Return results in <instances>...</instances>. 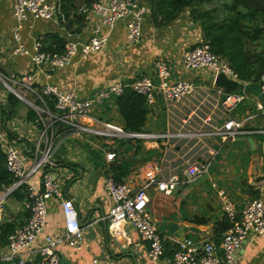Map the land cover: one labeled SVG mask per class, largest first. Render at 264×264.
<instances>
[{
  "label": "crops",
  "instance_id": "0c3cea01",
  "mask_svg": "<svg viewBox=\"0 0 264 264\" xmlns=\"http://www.w3.org/2000/svg\"><path fill=\"white\" fill-rule=\"evenodd\" d=\"M12 5L13 0H0V66L3 74L21 76L30 71V57L13 52L15 41ZM93 22L96 23V19ZM48 32L58 33L66 40L79 35L70 34L58 20L31 18L21 31L22 42L26 48L32 50L35 39H41ZM90 32L91 26L86 24L81 35L86 40ZM103 33L108 34L109 38L108 45L103 50L87 57H82L79 52L72 66L49 78L42 77L41 82L75 91L79 97L85 99L113 82L129 84L144 75L155 77V82L159 83L155 63L159 58H164L169 62L172 81L189 80L199 90L174 107H167L164 97L157 95L155 103L147 105L150 113L148 112L142 132L173 133L192 128V125L182 123V119L187 116L190 118L199 95L206 92L207 88L214 89L215 85L209 72L190 70L183 62L185 51L204 42L202 29L190 18L189 11L182 13L173 24L157 27L150 19L149 10L143 21V38L135 46L127 44L126 21H119L113 30L103 28ZM3 89H0V102H6L9 95ZM245 93L247 95L241 111L237 112L236 109L232 115L237 118L252 116L247 127L250 130H264V102L252 93ZM259 104L263 106L261 110L258 109ZM212 113L226 115L222 109H214ZM100 118L124 129L117 96L109 97L103 104L93 103L89 116L83 120L93 121ZM0 132L6 136L10 132L12 137L18 138V150L29 166L33 152L40 145L36 121H29L27 114L26 119L15 117L10 122L5 121L3 126L0 124ZM250 136L253 137L254 145L250 141L242 142L239 139L228 143L217 139L214 149L218 154L210 167L211 171L198 181L179 186L172 194L150 191L148 212L165 240L164 255L159 259H152L149 256V241L143 239L132 225L127 224L123 231L116 232L109 220L100 219L96 222L98 218L107 215L114 205L105 188L106 177L111 173L105 153L114 148L117 154L115 160L127 164L130 169L124 181L136 191L145 181L147 167L154 162L162 164L168 176L176 173L181 175L180 151H186L181 149L183 143L174 145V139L158 142L131 141L130 144L140 148L137 152L135 148L131 150L129 147L126 150L120 145L112 147L103 138L75 136L60 127L51 171L58 175L67 195L74 200L84 230V241L79 247L66 244L58 247L62 262L172 264L177 246L173 238L189 237L200 243L220 241L223 234L220 223L226 219L224 197L227 196L240 212L252 199L259 195L264 196V132ZM173 147L176 149L174 152L171 151ZM91 150L102 152V156L94 157ZM38 179L37 175L33 180L37 182ZM24 204L22 193H11L7 196L5 192H0V257L9 251V243L7 237L1 235V227L14 221ZM48 208V223L44 233L55 235L64 230L61 203L58 199H50ZM43 242L42 236L35 246ZM30 257L33 260L39 258L37 254ZM0 264L9 263L0 261ZM238 264H264V234H252L244 240L238 254Z\"/></svg>",
  "mask_w": 264,
  "mask_h": 264
},
{
  "label": "built area",
  "instance_id": "2783aa9c",
  "mask_svg": "<svg viewBox=\"0 0 264 264\" xmlns=\"http://www.w3.org/2000/svg\"><path fill=\"white\" fill-rule=\"evenodd\" d=\"M80 8L87 13L86 24L91 26L88 38L85 40L80 33L76 38L67 40L62 54H51L43 50L40 39H35L32 50L26 48L22 42L21 31L31 18L57 21L58 0H13L15 41L13 52L30 57V71L21 76L2 73L0 81L12 94L21 99H25L23 92L34 97L35 102L30 104L38 117L36 124L41 146L39 145L40 147L33 152L31 164L27 166L17 147L18 138L0 132V144L6 155V165L14 177V183L8 190L14 192L25 188L27 191L25 207L30 211L26 223L8 237L9 251L0 257V261L9 264H64L58 247L61 244L79 247L84 241L78 208L74 200L67 195L58 175L51 171L60 127L75 136L90 135L103 139L156 142L174 139V145L183 143L181 149L186 151H180L181 175L176 173L168 176L162 164L154 162L147 167L145 181L136 191H133L125 181H117L112 173L106 177L105 188L111 195L114 205L107 215L98 218L96 222L107 219L116 232L123 231L127 224L132 225L143 239L149 241V256L152 259H159L164 255L165 240L148 212L150 191L172 194L179 186H186L207 175L218 154L214 149L217 139L222 143H228L240 139L241 136L264 132L250 130L247 127L252 116L237 118L232 115L238 105L245 101L247 93L240 91L226 93L215 85L216 77L220 73H224L230 79L242 80L226 61L212 52L206 42L188 49L183 54V62L188 69L209 72L215 85L214 89L207 88L206 92L199 95L190 118L187 116L182 119V123L192 125V128L173 133L127 132L102 118L93 121L83 120L89 116L93 103L103 104L111 96L122 95L127 87L143 94L147 105H153L157 95H160L166 100L167 107H174L177 103L192 97L199 88L189 80L172 81L169 62L164 58H159L155 63L159 83L155 82V77L144 75L129 84L113 82L85 99L79 97L75 91L51 83H42V77L49 78L54 73L72 66L79 52L82 57H87L103 50L109 39L108 34L103 33V28L113 30L119 21L127 23L129 46L141 42L143 21L149 9L139 0H101L95 2L90 9L84 5ZM94 19L96 23L93 22ZM261 84L264 88V75ZM262 108V104H259L258 109ZM214 109H222L226 115L212 113ZM1 124L3 126V123ZM174 147L172 152L176 151ZM105 157L110 163L116 159L117 154L110 149L106 151ZM37 175L39 179L35 182L33 179ZM53 198L60 201L64 216V230L55 235L44 233L48 223V201ZM224 212L230 227L222 234L221 240L200 243L189 237L173 238L177 246L174 249L172 264H238V254L244 240L252 234H264V196L255 197L240 212L226 196ZM42 236L44 242L35 246ZM32 254H37L39 258L33 260L30 257Z\"/></svg>",
  "mask_w": 264,
  "mask_h": 264
},
{
  "label": "trees",
  "instance_id": "16d2710c",
  "mask_svg": "<svg viewBox=\"0 0 264 264\" xmlns=\"http://www.w3.org/2000/svg\"><path fill=\"white\" fill-rule=\"evenodd\" d=\"M101 0H58V23L70 34L82 33L86 26V12L81 11L84 5L88 9ZM150 10V19L157 27H167L173 24L182 13L189 11L190 18L202 29L204 42L210 45L212 52L234 70L237 76L245 82L261 83L264 75V0H139ZM42 39V40H41ZM43 50L51 54H62L67 40L58 33L48 32L42 35ZM2 67L0 66V72ZM3 73V72H2ZM119 111L124 119V130L127 132H142L148 112L146 98L131 87L117 96ZM21 101L9 94L6 102L1 104V115L4 122H10ZM27 119L37 121V114L28 107ZM2 122V123H4ZM10 136L11 133L9 132ZM112 147L124 146L125 149L140 148L130 142L120 139H107ZM114 150V148H112ZM110 172L119 182H124L130 169L120 161L109 163ZM14 183V177L8 171L6 155L0 145V192L7 191ZM14 194L22 193L23 201L27 200V191L20 188ZM10 193V194H11ZM23 205L18 217L1 227V235L8 237L22 227L30 216V211ZM221 232L229 229L226 218Z\"/></svg>",
  "mask_w": 264,
  "mask_h": 264
},
{
  "label": "rangeland",
  "instance_id": "374dc122",
  "mask_svg": "<svg viewBox=\"0 0 264 264\" xmlns=\"http://www.w3.org/2000/svg\"><path fill=\"white\" fill-rule=\"evenodd\" d=\"M0 74L1 75H3L2 74V72H0ZM20 75V74H19ZM4 89H3V88ZM15 87L17 88V89H20L18 86H16L15 85ZM0 89H3V90H6L5 92L6 93H9V94H12V92H10L5 86H4V84L0 81ZM238 91H240V92H247V91H245V90H238ZM23 94L25 95V99L24 98H19V97H17L16 95V97L19 99V101H21V104L19 105V107H18V109H16V112H15V114H14V116L12 117V118H15V117H20V118H22V119H26V114H27V111L29 110L28 109V107H31V110L33 109L32 108V106H31V104H30V102H35V99H34V97L31 95V94H28V93H26V92H23ZM14 95V94H13ZM1 104H3L4 102H0ZM0 104V124L2 123V122H4V119H5V117L3 116L2 117V115H1V105ZM243 105V103H241V104H239L238 105V107L236 108L237 109V112L238 111H241V106ZM150 110V109H149ZM150 113V112H149ZM149 118H150V115H149ZM107 120V119H106ZM151 123V119H149V124ZM152 130H154V129H152ZM107 140V139H106ZM120 140H122V141H126V142H131V141H136L137 142V140H133V139H120ZM239 141H242V142H244V141H250L251 142V145H254V142H253V137L252 136H250V135H245V136H241L240 137V139H239ZM141 142H143V141H141ZM1 145V147H2V144H0ZM232 146H233V144H232ZM92 151V154H93V156L94 157H101L102 156V152H100V151H98V150H91ZM210 171H211V169H210ZM208 175V174H207ZM189 185V184H188ZM4 192H6V191H4ZM3 192V193H4ZM27 202V200L25 201V203Z\"/></svg>",
  "mask_w": 264,
  "mask_h": 264
},
{
  "label": "water",
  "instance_id": "95a60500",
  "mask_svg": "<svg viewBox=\"0 0 264 264\" xmlns=\"http://www.w3.org/2000/svg\"><path fill=\"white\" fill-rule=\"evenodd\" d=\"M215 85L223 89L226 93L236 92L238 90H245L258 97L261 102H264V88L261 83H249L230 79L224 73H220L215 80ZM11 193L10 190L6 191L8 196Z\"/></svg>",
  "mask_w": 264,
  "mask_h": 264
}]
</instances>
